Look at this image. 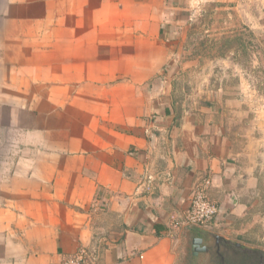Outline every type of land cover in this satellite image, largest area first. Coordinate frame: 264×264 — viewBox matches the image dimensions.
<instances>
[{
	"label": "crops",
	"instance_id": "obj_1",
	"mask_svg": "<svg viewBox=\"0 0 264 264\" xmlns=\"http://www.w3.org/2000/svg\"><path fill=\"white\" fill-rule=\"evenodd\" d=\"M188 8L0 0V264L80 246L99 264H177L215 237L264 252V133L230 138L218 106L175 84ZM204 177L213 220L170 226Z\"/></svg>",
	"mask_w": 264,
	"mask_h": 264
},
{
	"label": "rangeland",
	"instance_id": "obj_2",
	"mask_svg": "<svg viewBox=\"0 0 264 264\" xmlns=\"http://www.w3.org/2000/svg\"><path fill=\"white\" fill-rule=\"evenodd\" d=\"M188 4L191 13L177 43L175 84L185 93L193 92L203 104L218 106L230 138L237 132L263 134L264 0H188ZM238 31L243 32L246 50L231 44L223 56H216L218 43ZM191 244L187 240L179 251L177 264H219L213 255L191 256Z\"/></svg>",
	"mask_w": 264,
	"mask_h": 264
},
{
	"label": "built area",
	"instance_id": "obj_3",
	"mask_svg": "<svg viewBox=\"0 0 264 264\" xmlns=\"http://www.w3.org/2000/svg\"><path fill=\"white\" fill-rule=\"evenodd\" d=\"M211 181L204 177L198 181L193 189V196L188 207L183 211L179 220L171 218L170 226H202L211 222L218 212V205L208 197ZM153 189L150 180L144 187L145 192ZM60 264H99L95 250L80 246L73 254L64 258Z\"/></svg>",
	"mask_w": 264,
	"mask_h": 264
},
{
	"label": "flooded vegetation",
	"instance_id": "obj_4",
	"mask_svg": "<svg viewBox=\"0 0 264 264\" xmlns=\"http://www.w3.org/2000/svg\"><path fill=\"white\" fill-rule=\"evenodd\" d=\"M191 244L189 247L192 256L193 251ZM198 253H206L216 256L219 264H264V252L260 250H249L240 247L238 244L230 243L221 240L220 238H213L212 246L205 250H197Z\"/></svg>",
	"mask_w": 264,
	"mask_h": 264
},
{
	"label": "trees",
	"instance_id": "obj_5",
	"mask_svg": "<svg viewBox=\"0 0 264 264\" xmlns=\"http://www.w3.org/2000/svg\"><path fill=\"white\" fill-rule=\"evenodd\" d=\"M234 44L238 50H241L244 52L246 50L245 41L243 38V32L238 31V33H235L231 37H226L223 40H221L218 45L216 46V56H223L224 52L223 49L227 48L229 45Z\"/></svg>",
	"mask_w": 264,
	"mask_h": 264
},
{
	"label": "water",
	"instance_id": "obj_6",
	"mask_svg": "<svg viewBox=\"0 0 264 264\" xmlns=\"http://www.w3.org/2000/svg\"><path fill=\"white\" fill-rule=\"evenodd\" d=\"M202 243V239L201 238H194L192 240V245L196 244L194 246H192V250L195 249L196 251H193L192 255H196L197 254V250H205L206 247L204 245L201 244Z\"/></svg>",
	"mask_w": 264,
	"mask_h": 264
}]
</instances>
